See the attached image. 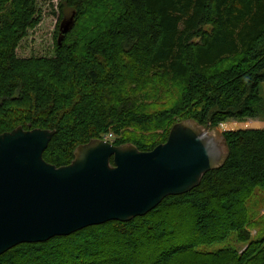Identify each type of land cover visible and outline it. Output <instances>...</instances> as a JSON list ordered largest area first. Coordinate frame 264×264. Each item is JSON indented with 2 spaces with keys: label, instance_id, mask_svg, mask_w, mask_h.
Segmentation results:
<instances>
[{
  "label": "trees",
  "instance_id": "trees-1",
  "mask_svg": "<svg viewBox=\"0 0 264 264\" xmlns=\"http://www.w3.org/2000/svg\"><path fill=\"white\" fill-rule=\"evenodd\" d=\"M36 1L0 0V134L55 131L49 164L68 166L109 134L147 152L180 121L219 131L264 113V0H64L75 25L61 44L59 26L54 55L20 58L41 22ZM167 120L164 137L141 138ZM222 135L228 160L192 191L130 222L18 245L0 264H264L247 206L264 189V129ZM232 234L237 248L199 250Z\"/></svg>",
  "mask_w": 264,
  "mask_h": 264
},
{
  "label": "water",
  "instance_id": "water-1",
  "mask_svg": "<svg viewBox=\"0 0 264 264\" xmlns=\"http://www.w3.org/2000/svg\"><path fill=\"white\" fill-rule=\"evenodd\" d=\"M74 25L75 13L66 15L59 44ZM55 133L18 127L0 134V256L21 244L143 217L167 197L197 188L229 158L222 133L185 120L151 151L94 139L58 168L43 158Z\"/></svg>",
  "mask_w": 264,
  "mask_h": 264
},
{
  "label": "rangeland",
  "instance_id": "rangeland-1",
  "mask_svg": "<svg viewBox=\"0 0 264 264\" xmlns=\"http://www.w3.org/2000/svg\"><path fill=\"white\" fill-rule=\"evenodd\" d=\"M64 4V0H37L36 10L39 11L41 16L40 24L32 30H29L28 36L20 43L17 50V55L20 58L31 57H46L50 58L54 55L55 49V35L59 30V26L63 19L66 17L63 15L60 5ZM264 95V86L262 88ZM165 94H161L158 98V103L165 102ZM172 121V120H171ZM169 120L159 124L161 127L154 131L143 135L141 138L153 141L164 137V130L168 127ZM264 129V113L260 117L255 119H228L221 124L218 128L220 133L237 130H255ZM112 136L111 140L115 141L118 138L115 134H109ZM126 135V134H125ZM127 136V135H126ZM249 210V219L251 221L250 232L253 236V240L264 239V189L257 188L254 195L247 204ZM240 244L237 242L236 237L232 234L225 242L215 243L212 245H205L199 248L200 251L214 253L216 251L237 248ZM243 249L244 246H241Z\"/></svg>",
  "mask_w": 264,
  "mask_h": 264
},
{
  "label": "built area",
  "instance_id": "built-area-1",
  "mask_svg": "<svg viewBox=\"0 0 264 264\" xmlns=\"http://www.w3.org/2000/svg\"><path fill=\"white\" fill-rule=\"evenodd\" d=\"M112 136L108 135L105 137L106 140H111Z\"/></svg>",
  "mask_w": 264,
  "mask_h": 264
},
{
  "label": "bare ground",
  "instance_id": "bare-ground-1",
  "mask_svg": "<svg viewBox=\"0 0 264 264\" xmlns=\"http://www.w3.org/2000/svg\"><path fill=\"white\" fill-rule=\"evenodd\" d=\"M37 129H38V128H37ZM30 130H32V129H30ZM51 131H52V130H51ZM191 191H192V190H191ZM164 200H165V199H164ZM162 202H163V201H162ZM162 202H161V203H162ZM161 203H160V204H161ZM160 204H159V205H160ZM52 239H53V238H52ZM50 240H51V239H50ZM48 241H49V240H48Z\"/></svg>",
  "mask_w": 264,
  "mask_h": 264
}]
</instances>
